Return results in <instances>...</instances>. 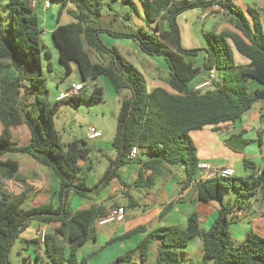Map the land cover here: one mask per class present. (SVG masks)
<instances>
[{"label": "trees", "instance_id": "obj_1", "mask_svg": "<svg viewBox=\"0 0 264 264\" xmlns=\"http://www.w3.org/2000/svg\"><path fill=\"white\" fill-rule=\"evenodd\" d=\"M3 1H6L4 9ZM52 1L61 4L59 20L69 5L73 7L66 11L73 21L59 25L53 32V40L59 48V61L65 67L66 75L72 73L71 65L75 64L84 82H96L104 77L117 94L130 92V96L121 102L112 142L118 158L106 172L100 183L102 186L118 176L120 167L133 161L134 148L138 149V155H145L146 160L136 162L141 168L133 186L149 190L156 178L181 166L186 174L182 185H190L199 172L197 150L190 133L205 127L236 124L256 103L264 100V32L255 11H248L251 22L242 10L229 7L233 31L206 34V48L186 50L182 45L177 22L179 15L193 8L221 6L224 1L233 0L206 3L199 0L194 3L188 0H139L147 31L141 28L129 34L104 29L101 17L105 6L112 8L118 2L138 14L136 0ZM104 33L115 38L132 39L144 55L163 58L169 69L168 88L158 86L150 90L145 75L116 48L103 42L101 34ZM41 34L39 18L27 0H0V182L3 185L13 180L23 187L17 196L0 190V264H10L6 260L9 249L32 221L54 224L44 245L48 264H78V250L95 239V222L107 214L97 206L76 212L69 209L72 191L86 197L93 190L85 181L75 183L81 171L79 162L86 160L90 151L87 145L82 147L78 141L64 144L55 122L62 105L77 108L84 103L101 102L103 88L96 86L88 98L80 94L51 102L43 66V58L50 60L51 53L45 51ZM91 52L99 57L97 62ZM235 52L249 61L248 66L236 63ZM201 53L205 54L204 61L196 68L186 57H197ZM47 68L49 72L53 70L50 62ZM212 69H216L218 75L213 87L207 91H195L190 85L193 79ZM251 81L261 88L250 91ZM23 124L31 132V143L27 146H19L11 135L12 128ZM14 154H28L51 170L59 181L55 194L57 205L23 208L30 187L19 173V163L7 157ZM245 163L253 166L248 160ZM230 190L236 192L238 200L259 194L264 199V167L256 175L214 177L197 184L201 202L220 205L218 218L209 230L200 228L196 212L188 217L185 229L160 227L149 233L144 228L136 229L116 240L147 233L144 239L135 249L108 264H133L138 252L144 263L152 245L157 246V264H183L178 250L186 248L188 241L195 238L202 241L203 261L206 263L264 264L263 236L250 229L244 241L235 242L230 234L235 220L230 214L236 207L225 202ZM28 243L39 245V240ZM66 249H69L68 254ZM96 254L82 260V264ZM36 258L40 260L39 256Z\"/></svg>", "mask_w": 264, "mask_h": 264}, {"label": "crops", "instance_id": "obj_2", "mask_svg": "<svg viewBox=\"0 0 264 264\" xmlns=\"http://www.w3.org/2000/svg\"><path fill=\"white\" fill-rule=\"evenodd\" d=\"M199 1L206 3L214 0ZM136 6L139 13L137 14L136 12L131 11L132 15L130 16L128 14H124L123 12H115V4L112 8L108 7L106 12L103 11V15L101 17L102 27L104 29H111L122 34H129L141 28L146 29V22L143 18H141L143 15V7L139 0H136ZM229 7L240 9L244 13L246 12V16L251 22L252 18L248 11H255L260 18L264 32V0H233L232 2L224 1L221 5L222 10L217 14L224 15L228 23V26L224 27L219 34L225 31L234 30L231 22L232 16L230 14ZM60 8L61 4L52 0H37V6L35 8L42 30L41 39L44 40L45 38L47 42H51V46L48 49L51 51L52 59L50 60H53L54 66V59H59V48L53 40V32L59 25H66L73 21V19L66 12L68 9L73 8L72 5H69L65 9L59 20ZM203 9L204 7L190 9L183 12L177 18L181 31L182 45L186 50L206 48V34H215V32H208L204 28H198L197 22L202 20L201 14ZM66 18H68V23H64ZM101 39L107 46L113 48H115L114 45L118 42L121 44L122 48L128 50L131 54H129L130 56L143 58L147 62L154 64L153 72L155 73L154 75H149L150 90L158 86L168 88L167 80L169 77V69L163 58L148 57L144 55L132 39L115 38L106 33L101 34ZM117 50L121 54L119 49ZM234 54L235 61L239 66H248L249 61L247 59L243 58L236 52ZM204 56L205 54L201 53L197 57L187 56L186 58L187 60L192 61L194 66L198 68L202 66ZM50 60H47L48 63ZM60 66L64 71L65 67L61 63ZM71 68L72 72H75L80 76L79 70L75 64H72ZM164 70L168 72V77L162 76ZM159 72L160 74H158ZM207 78L208 72H205V75L191 85V87L195 88L196 86L202 84ZM99 80H103L106 85L115 92L114 86L107 79L101 77ZM80 83L84 84L81 76L80 81L73 83V85L75 86ZM55 86L56 91L50 99L53 103L59 101L61 94L70 90H62L58 83ZM250 86L252 87L250 91H255L256 89L261 88V86H259L255 81H251L249 88ZM11 135L13 141H15L19 146H27L31 143V132L25 124L12 128ZM190 137L196 147L199 164L207 163L208 165L219 169L231 167L235 171V176L239 177H248L259 174L261 169L264 167V100L256 103L249 112L245 113L241 120L234 124V128H230V125H222L220 128L205 127L201 130L191 132ZM7 157L19 163V173L25 178L30 187V191L28 192L27 199L24 203L26 207L23 205L24 209L36 208L49 205L51 203L55 205L58 204V199L55 194L59 189V181L56 177H54L49 168L40 165L32 156L28 154H14ZM117 158L118 154L116 152L114 158L110 159L109 168L111 167L112 162L116 161ZM140 159L146 160L145 155L142 156L139 154L135 159H133L132 162L136 165L134 175L129 178V182L122 181L119 175L109 182L108 185L112 187L111 191H108L107 185L102 186L100 182V187L98 189H94L89 186L93 190H91L86 197H82L73 191L70 193L68 207L73 212L91 208L92 206L100 207V209L105 213H108L113 209H125L123 219L119 222L100 226L96 220L94 225L95 239L87 242L78 250V264H82L83 259H86L94 253H97L96 256L88 260L86 264H108L127 251L135 249L147 233L157 228H186L188 217L193 212L198 214L200 228L204 231L209 230L218 218L220 210L219 203L201 202L198 199L197 184L201 180H205L201 171L198 172L197 176L192 183H190V185L183 187L182 184L186 180L184 167L182 176L174 173L178 170V168H171L164 175L156 178L151 189L146 190L133 186L139 178V169L141 168V164L136 162H139ZM246 160L251 162L253 166H247L245 163ZM242 162L245 166L244 169L240 168ZM79 166L81 171L86 167L89 169L92 168V166L88 164L87 160H81L79 162ZM81 171L75 181L76 184L85 181V176L81 175ZM149 174L150 172L147 173V175ZM131 179L132 181L130 182ZM0 190L6 192L7 194L17 196L22 193L23 187L19 183L11 180L4 182L3 185H1L0 182ZM119 196L121 198L116 200ZM251 199L252 201L262 200L264 202V199L260 194L252 197ZM238 207L239 206L235 208ZM263 210L260 209V215L253 220L244 217L245 214L243 217L236 218L234 220L231 227L233 228V232L235 234L234 236L237 240L235 242L244 241L248 230L250 229L264 237ZM45 225L48 224L39 223L34 230V234H32L31 238L26 241L28 245L32 246L33 251V255L29 256V261L27 262L28 264L49 263L45 254L41 257L39 252L36 253L37 248L35 244L28 243L32 240L38 239L36 235L37 231ZM49 227V230L51 229L52 231L50 233L48 231V233L51 234L53 232L54 224L49 225ZM248 227L249 229L247 230ZM139 228L147 229V233H138L127 239L116 240L126 233ZM109 242L110 244L107 245ZM66 252L68 254L69 249H66ZM156 254L157 246L152 245L147 260L142 263L140 253L138 252L134 257L133 264H157ZM36 256H39L40 260H37Z\"/></svg>", "mask_w": 264, "mask_h": 264}, {"label": "rangeland", "instance_id": "obj_3", "mask_svg": "<svg viewBox=\"0 0 264 264\" xmlns=\"http://www.w3.org/2000/svg\"><path fill=\"white\" fill-rule=\"evenodd\" d=\"M5 7L6 1H3L2 9H4ZM107 9L108 7L105 6L103 8V11L106 12ZM114 10L115 12H123L124 14H128L129 16L132 15L131 8L129 6L123 5L120 2L115 3ZM67 19L68 18L65 19L64 23H68ZM197 25L199 29L204 28L206 31L215 32V34L218 35L224 27L228 26V23L224 15H215L204 21L199 20L197 22ZM144 30L147 31V29ZM50 43L47 42L45 38L44 40H42V45L45 46V51L51 53V51L48 49L51 46ZM205 43H207L206 39ZM114 46L115 48L119 49L121 54L129 63L133 64L145 75L146 85L148 88H150L149 75H154L155 73L153 72L154 64L147 62L143 58H135L134 56H130L131 54L128 52V50L122 48L121 44H119L118 42H116ZM91 55L95 62L99 60V57L94 52H91ZM43 62L45 74L48 77L47 87L50 91V99L53 97V94L56 91L55 85L57 83L60 85V88L65 91L67 89L73 88V83L80 81V76L75 72H72L70 75H66V71H63L61 69L58 58L54 59L55 66L53 65V60H50L53 69L55 67V69L51 72H49L47 68L48 61L43 58ZM158 74H160V72ZM204 75L205 72L197 75L190 85H193ZM162 76L168 77V72L164 70ZM96 86L103 88L104 97L101 102L92 105L84 103L77 108L62 105L55 118L57 130L64 144L78 141L87 145V148L90 151V157L88 156L89 158H87L86 160L88 164L92 166V168L89 169L88 167H86L81 171V175L85 176L86 184L88 185V187L90 186L92 188H95L104 179L105 174L110 166V159H113L115 156L116 152L113 149L112 142L117 130V116L120 112L122 100L126 96H130V92L127 91L116 94L114 90L109 88L103 80L89 82L87 85H85V90L81 94L85 98L90 97ZM251 88L252 87L250 86V89ZM91 128H95L97 131L102 132V137L96 140H90L88 135ZM135 165V163L129 162L117 170V174L122 181L129 182V178L133 177L134 175ZM244 167V163L242 162L240 168L244 169ZM182 171L183 167L181 166L178 167V170H176L174 173L182 176ZM131 181L132 179L130 180V182ZM107 189L108 191H111L112 187H110V185H107ZM119 198L121 197H117L116 200H118ZM225 202L232 205L233 207L241 206L245 213L244 217L249 218L250 220L257 218L260 215L259 210L264 209V202L262 200L252 201L251 198H240L238 200L237 194L234 190H230L227 193ZM24 207L26 206L24 205ZM38 224L39 223L37 221H32L29 227L23 232V234L12 244L8 253V262L10 264H28L27 262L29 261V256L33 255V251L32 246L28 245L26 241H28L29 238H31L32 234H34V230L36 226H38ZM248 229L249 227L247 228V230ZM51 231L52 230L50 229L49 233ZM230 234L233 240L237 241L235 239V234L232 227H230ZM36 248V253L39 252L41 257L42 255L44 256V245H36ZM179 257L181 258L183 264H212L210 262L204 263L203 245L199 238L190 239L188 241V246L184 249L179 250Z\"/></svg>", "mask_w": 264, "mask_h": 264}, {"label": "built area", "instance_id": "obj_4", "mask_svg": "<svg viewBox=\"0 0 264 264\" xmlns=\"http://www.w3.org/2000/svg\"><path fill=\"white\" fill-rule=\"evenodd\" d=\"M29 4L35 9L37 6V0H27ZM190 3H194L198 0H188ZM221 6L220 5H213L210 7H206L203 9L202 14H201V19L206 20L210 17H213L217 15L221 11ZM217 71L216 69H212L211 71L208 72V78L200 85L195 87V91H207L213 87L214 82L217 81ZM85 89V85L80 83L75 85L73 88H71L69 91H67L64 94H61L59 97V100H65L69 99L73 96H78L80 95ZM230 128H234V124L230 125ZM89 139L90 140H96L102 137V132L97 131L95 128H91L89 131ZM138 155V149L134 148L132 151L131 159H135ZM199 171L202 172L204 179H210L214 177H232L235 175V171L233 168H215L207 163H201L198 165ZM125 214V209L124 208H119V209H113L109 211L105 216H100L97 219V223L100 226H105L108 224H113L116 222H119L123 219V216ZM244 210L243 208H234L232 213L230 214V217L232 219L236 218H241L244 216ZM49 225H45L42 228H40L37 231V238L39 240V244L45 245L46 238L48 236V231H49Z\"/></svg>", "mask_w": 264, "mask_h": 264}, {"label": "water", "instance_id": "obj_5", "mask_svg": "<svg viewBox=\"0 0 264 264\" xmlns=\"http://www.w3.org/2000/svg\"><path fill=\"white\" fill-rule=\"evenodd\" d=\"M84 84L86 85L87 84V81H85ZM85 146H86V144L85 143H82V147H85ZM6 260L8 261V253L6 255Z\"/></svg>", "mask_w": 264, "mask_h": 264}]
</instances>
